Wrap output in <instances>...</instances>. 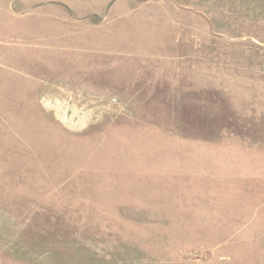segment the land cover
I'll return each mask as SVG.
<instances>
[{"label":"rangeland","instance_id":"rangeland-1","mask_svg":"<svg viewBox=\"0 0 264 264\" xmlns=\"http://www.w3.org/2000/svg\"><path fill=\"white\" fill-rule=\"evenodd\" d=\"M0 264H264V0H0Z\"/></svg>","mask_w":264,"mask_h":264}]
</instances>
